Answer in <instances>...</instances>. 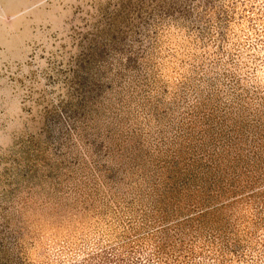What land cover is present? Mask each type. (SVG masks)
Wrapping results in <instances>:
<instances>
[{"label": "rangeland", "instance_id": "374dc122", "mask_svg": "<svg viewBox=\"0 0 264 264\" xmlns=\"http://www.w3.org/2000/svg\"><path fill=\"white\" fill-rule=\"evenodd\" d=\"M211 135L225 195L167 218ZM0 264H264V0H0Z\"/></svg>", "mask_w": 264, "mask_h": 264}, {"label": "trees", "instance_id": "16d2710c", "mask_svg": "<svg viewBox=\"0 0 264 264\" xmlns=\"http://www.w3.org/2000/svg\"><path fill=\"white\" fill-rule=\"evenodd\" d=\"M84 113L85 111L83 112V115ZM238 131H241V129ZM209 134H211V132H208V135ZM223 137L224 135H220L215 138L213 135H211V139L209 141L206 139L205 142H201L200 144H189V147H180L176 150V154L172 155L171 157H162L155 162V166L163 163L162 166L166 167L164 170L166 178L162 185L167 192L163 194L160 193L161 198H159L158 202L165 210L170 208L173 209L174 212L175 210L178 211V213L167 212V218L183 214L181 210L183 204H190L196 208H204L209 206L213 201L216 202L219 200L221 196L225 195L226 191L224 189L221 191V193L218 192L217 195L213 194L212 192L219 191V189L223 188L222 184L227 179L226 175L220 173V171L225 168H222L221 165L222 163L226 162L227 158L220 155L215 157V153L208 151L209 144L212 145L215 142H222ZM208 155L212 162H217V165H215L214 169H212L211 166L209 168V166L205 163L198 161V157H204ZM237 155H239V157H235L236 163L233 164L235 168L239 167L241 162L244 161L240 152ZM141 157L142 156L139 153L137 157L134 158L136 161H138V159ZM227 162L229 163L230 160H227ZM246 164H249V162ZM157 169L158 167L155 169L156 172ZM233 184H235V182H233L231 185ZM192 191L198 193L193 194ZM182 195L188 197V199H183Z\"/></svg>", "mask_w": 264, "mask_h": 264}]
</instances>
